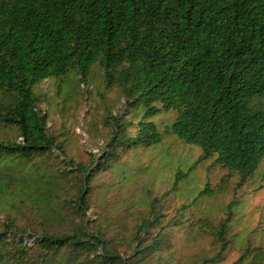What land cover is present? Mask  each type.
Returning <instances> with one entry per match:
<instances>
[{
	"label": "trees",
	"instance_id": "1",
	"mask_svg": "<svg viewBox=\"0 0 264 264\" xmlns=\"http://www.w3.org/2000/svg\"><path fill=\"white\" fill-rule=\"evenodd\" d=\"M94 68L123 108L107 109L105 142L82 163L50 131L36 87L71 75L86 83ZM130 112L136 124L122 116ZM162 112L174 114L165 132L152 120ZM165 133L199 149L176 168L174 188L210 158L236 188L264 166V0H0V264H179L162 255L174 251L170 227L209 235L215 252L194 262L219 264L236 199L217 219L187 216L210 193L205 183L166 218L146 180L144 213L123 234L126 215L113 216L128 205V173L118 169L106 189L96 183ZM110 189L125 196L113 200ZM243 240L230 264H264V246Z\"/></svg>",
	"mask_w": 264,
	"mask_h": 264
},
{
	"label": "rangeland",
	"instance_id": "2",
	"mask_svg": "<svg viewBox=\"0 0 264 264\" xmlns=\"http://www.w3.org/2000/svg\"><path fill=\"white\" fill-rule=\"evenodd\" d=\"M67 80L66 83L54 80L40 83L36 87L39 94L38 107L47 112L50 131L59 139H64L65 153L76 162L87 163L91 158L88 152L98 153L109 132V127L104 121L105 112L107 109L113 113L122 112V96L117 87L105 89L96 68L86 83L78 84L73 75ZM122 116L129 118L133 124H136L138 119V115L134 117L131 112L128 115L122 113ZM173 116L172 112H162L153 116L152 120L160 131L165 132ZM130 128L133 131V127ZM92 130L96 131L97 135H92ZM198 154L197 147L185 145L172 133H165L159 144L122 155L118 166L104 170L95 180L100 189H106V186L115 180L118 169L128 173L126 185L131 191L130 197H126L128 205L119 204L118 214L112 209L115 213L113 220L119 219V224L122 223L120 221L123 215H126L124 228H120L123 234H128L135 220L144 213L147 201L141 186L146 180L151 184V194L158 193L165 198L163 204H158L167 214L166 218L178 214L176 208L183 202L191 203L205 183H208L210 193L191 203L187 216H210L217 219L223 215L227 203L236 199L237 205L233 206L229 223L230 248L225 251L223 260L219 263L230 264L238 255L244 238L248 239L251 245L264 246V166L261 163L254 176L242 187L236 188L235 176H228V171L214 164L210 158L198 163L188 173L184 182L174 188L171 181L176 168L179 166L187 169ZM50 160H54L52 156ZM223 180L226 185H223ZM108 195L113 200L125 196L122 191L111 189ZM90 213L89 210L87 214ZM0 216H3L2 213ZM172 232L174 251L171 249L162 255L174 261L181 256L179 264H195L194 260L200 254L211 255L217 248L209 235H196L190 230L186 234L183 229L177 227H170L168 233Z\"/></svg>",
	"mask_w": 264,
	"mask_h": 264
}]
</instances>
